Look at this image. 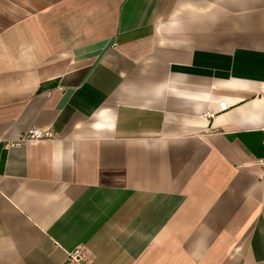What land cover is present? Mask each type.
<instances>
[{
    "label": "crops",
    "instance_id": "crops-1",
    "mask_svg": "<svg viewBox=\"0 0 264 264\" xmlns=\"http://www.w3.org/2000/svg\"><path fill=\"white\" fill-rule=\"evenodd\" d=\"M263 161L264 0H0V264H264Z\"/></svg>",
    "mask_w": 264,
    "mask_h": 264
},
{
    "label": "built area",
    "instance_id": "built-area-1",
    "mask_svg": "<svg viewBox=\"0 0 264 264\" xmlns=\"http://www.w3.org/2000/svg\"><path fill=\"white\" fill-rule=\"evenodd\" d=\"M207 118H214L213 114H207ZM54 139V134L47 131L41 130H31L27 134L23 135L17 145L32 141V140H52ZM264 166V161L262 162ZM69 262L71 263H84L88 261V255L86 252L81 250H76L75 252L69 254Z\"/></svg>",
    "mask_w": 264,
    "mask_h": 264
}]
</instances>
